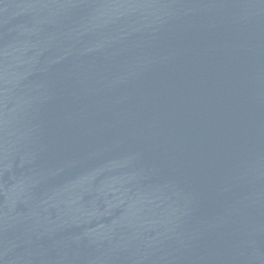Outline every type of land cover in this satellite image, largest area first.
<instances>
[{
	"label": "water",
	"instance_id": "95a60500",
	"mask_svg": "<svg viewBox=\"0 0 264 264\" xmlns=\"http://www.w3.org/2000/svg\"><path fill=\"white\" fill-rule=\"evenodd\" d=\"M0 264H264V0H0Z\"/></svg>",
	"mask_w": 264,
	"mask_h": 264
}]
</instances>
